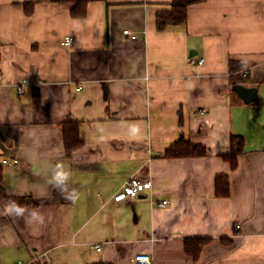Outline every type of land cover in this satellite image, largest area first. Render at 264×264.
Returning a JSON list of instances; mask_svg holds the SVG:
<instances>
[{"label":"crops","instance_id":"1","mask_svg":"<svg viewBox=\"0 0 264 264\" xmlns=\"http://www.w3.org/2000/svg\"><path fill=\"white\" fill-rule=\"evenodd\" d=\"M33 1L0 0V183L30 202L0 203V264H264V0H190L161 31L171 0L92 1L83 18ZM64 122L82 140L68 153ZM231 135L244 139L235 170ZM181 138L205 153L163 156ZM132 177L151 188L114 203ZM191 239H208L196 258Z\"/></svg>","mask_w":264,"mask_h":264},{"label":"trees","instance_id":"2","mask_svg":"<svg viewBox=\"0 0 264 264\" xmlns=\"http://www.w3.org/2000/svg\"><path fill=\"white\" fill-rule=\"evenodd\" d=\"M38 0H34L30 3L23 4L24 8L28 11L32 8L34 3ZM52 4L66 5L69 7L70 15L74 18H83L86 15L87 4L92 1H104V0H47ZM190 0H171L168 11H161L156 16V28L158 30H164L168 26H179L186 21L187 6L190 4ZM238 65L229 63V71L232 73L237 72ZM63 143L66 153L71 152L82 145L78 133V125L76 122H64L62 124ZM244 139L240 135H231L229 152L223 155V159L229 163L230 169L235 170L237 167V158L243 150ZM205 153L204 148L201 145L193 144L184 139H179L174 142L169 148L164 151L163 156L166 158H185L195 157L203 155ZM215 196L227 197L229 196V184L227 176L219 175L215 178L214 182ZM0 203L3 205H10L15 208H21L22 206L29 204L30 202L26 197H8L0 183ZM208 239H191L185 240V252L191 254L196 258L202 245L205 244Z\"/></svg>","mask_w":264,"mask_h":264},{"label":"built area","instance_id":"3","mask_svg":"<svg viewBox=\"0 0 264 264\" xmlns=\"http://www.w3.org/2000/svg\"><path fill=\"white\" fill-rule=\"evenodd\" d=\"M122 34L126 37H128L130 40L136 39V34L128 29L122 30ZM64 46H69L72 44V39L70 37H65L64 41L62 42ZM191 63L201 64L202 59H199L198 61H195L194 59L190 60ZM27 84V80L24 79L21 83V85L18 86V91L22 92V86ZM5 163V161H4ZM151 184L150 182H143L137 178H130L127 180L112 197V200L114 203H121L127 198H135L142 193V191L145 188H150ZM167 204L166 200L161 201V205ZM94 249L99 250L98 245L92 246ZM46 256L45 252L39 253L36 252L31 255V258L29 259L28 263H34L37 260H41ZM17 264H24L21 261H18ZM133 264H152L151 256L148 253L145 252H138L134 254L133 256Z\"/></svg>","mask_w":264,"mask_h":264},{"label":"water","instance_id":"4","mask_svg":"<svg viewBox=\"0 0 264 264\" xmlns=\"http://www.w3.org/2000/svg\"><path fill=\"white\" fill-rule=\"evenodd\" d=\"M232 89L238 94L239 97H241L243 100H250L248 99V95H250V91L246 89L245 87L241 86V85H236L233 86Z\"/></svg>","mask_w":264,"mask_h":264},{"label":"bare ground","instance_id":"5","mask_svg":"<svg viewBox=\"0 0 264 264\" xmlns=\"http://www.w3.org/2000/svg\"><path fill=\"white\" fill-rule=\"evenodd\" d=\"M123 30H124V29H123ZM128 30H129V29H128ZM130 31H131V30H130ZM125 37H126V36H125ZM127 38H128V37H127ZM136 39H137V36H136ZM136 39H135V40H136ZM131 41H134V40H131ZM71 45H72V44H70V45L67 46V47H70ZM191 59H194V58H190V60H191ZM190 60H189V61H190ZM194 60H195V61H198L199 59H198V60L194 59ZM190 63H191V62H190ZM202 63H203V59H202ZM202 63H201V64H202ZM193 64H195V65H200V64H196V63H193ZM243 76H245V73L243 74ZM23 80H24V79H23ZM23 80H22V81H23ZM26 80H27V79H26ZM22 81L18 84V86L21 85ZM27 83H28V80H27ZM26 85H27V84H26ZM18 86H17V88H18ZM23 86H25V85H23ZM23 86H22V91H23ZM17 91H18V89H17ZM18 92H19V91H18ZM19 93H21V92H19ZM4 161H5V163L7 162L6 160H4ZM4 161H3V163H4ZM132 178H134V177H132ZM129 179H130V178H129ZM129 179H128V180H129ZM137 179H138V178H137ZM139 180H140V179H139ZM141 181H142V180H141ZM143 182H149V181H143ZM150 184H151V182H150ZM150 188H151V187H150ZM150 188H149V189H150ZM145 189H146V188H145ZM142 192H143V191H142ZM140 195H141V193H140ZM137 197H138V196H137ZM135 198H136V197H135ZM127 199H131V198H127ZM132 199H133V198H132ZM125 200H126V199H125ZM125 200H124V201H125ZM162 201H163V200H162ZM122 202H123V201H122ZM122 202H121V203H122ZM167 203H168V201H167ZM117 204H119V203H117ZM160 205H161V202H160ZM237 227H238V226H237Z\"/></svg>","mask_w":264,"mask_h":264},{"label":"clouds","instance_id":"6","mask_svg":"<svg viewBox=\"0 0 264 264\" xmlns=\"http://www.w3.org/2000/svg\"><path fill=\"white\" fill-rule=\"evenodd\" d=\"M16 211H17V213H20V212H22L23 210H22V209H19V208H17V209H16Z\"/></svg>","mask_w":264,"mask_h":264}]
</instances>
